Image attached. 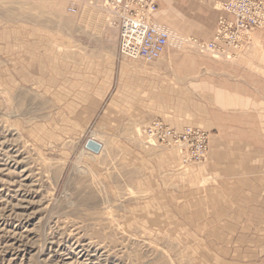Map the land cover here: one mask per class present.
<instances>
[{
    "label": "rangeland",
    "instance_id": "rangeland-1",
    "mask_svg": "<svg viewBox=\"0 0 264 264\" xmlns=\"http://www.w3.org/2000/svg\"><path fill=\"white\" fill-rule=\"evenodd\" d=\"M70 1L0 0V264H264V94L222 112L238 97L210 63L246 56L257 72L264 30L217 57L182 41L213 35L172 0L175 38L146 63ZM156 122L206 133L207 159Z\"/></svg>",
    "mask_w": 264,
    "mask_h": 264
},
{
    "label": "built area",
    "instance_id": "built-area-1",
    "mask_svg": "<svg viewBox=\"0 0 264 264\" xmlns=\"http://www.w3.org/2000/svg\"><path fill=\"white\" fill-rule=\"evenodd\" d=\"M159 1L71 0L68 13L78 14L84 8L104 13L109 26L118 33L119 54L126 59H140L147 63L161 58L175 38L173 30L156 17ZM221 9L223 14L211 40L180 36L182 41L208 54L229 58L233 51L238 53L249 46L255 31L264 30V0H227ZM150 130L179 142L191 138L195 142L191 152L193 158L203 161L208 157L209 140L200 129L188 128L178 133L156 122Z\"/></svg>",
    "mask_w": 264,
    "mask_h": 264
},
{
    "label": "crops",
    "instance_id": "crops-1",
    "mask_svg": "<svg viewBox=\"0 0 264 264\" xmlns=\"http://www.w3.org/2000/svg\"><path fill=\"white\" fill-rule=\"evenodd\" d=\"M223 1H226V0H174L173 4L176 6L178 2L180 3V5H177V7H175V10L176 12L177 11L179 12L180 16H184L183 17L184 21L185 20L191 21L192 26L190 27H193L194 23L198 26L205 25L207 26L210 33H212V35L214 36L218 19L223 14V12H221L218 8H216V6L220 3H223ZM159 2H160L159 9L156 13V17H158L159 20L161 21L163 20L162 18H164V15L166 14L165 12H168V10L172 7V0H160ZM186 21L185 23H187ZM193 30L195 29L193 28L192 31ZM193 32L195 34L197 33L195 31ZM213 36L211 38H213ZM245 57L246 56H240V59L238 60V62L230 64V65H227V64L223 65L218 62L216 63V62L210 61V63L217 68V72L212 75L220 77V79L222 78L220 88L223 90L227 89L226 91L229 92L230 95L238 97L236 98L234 103H228V105L236 104L237 107L231 108V107H228V105H226L224 106L223 109H221L222 112H226V110H236L238 112H240L241 110H245L246 104L251 103V101L247 102V99L248 98L252 99V94L254 93L253 89L255 92L264 94V66L261 64V61H260V63L258 64V67L260 69L259 70L257 69L258 70L257 72L252 73L250 66H249L250 61H248L247 57L246 58ZM184 62H182V65H180V68L181 67L182 68L179 70V73L180 75H183L184 73L185 77L191 76V74L187 75V73L188 74L190 73L188 71H191V69L189 68L188 70L187 69L188 64L187 62L183 64ZM168 64L167 63L163 64L160 67V70H163L165 68L166 69L170 68L171 65H168ZM197 64L198 63L196 62L195 64L196 68H198V65H199ZM203 65L209 66L208 63H203ZM225 66H227L226 68L227 71L223 73V70H221V68L222 67L225 68ZM182 69H184V71ZM202 78L203 79L207 78L205 73H202ZM226 80L227 82H230V84L225 83ZM242 117L243 116H241L240 118Z\"/></svg>",
    "mask_w": 264,
    "mask_h": 264
},
{
    "label": "water",
    "instance_id": "water-1",
    "mask_svg": "<svg viewBox=\"0 0 264 264\" xmlns=\"http://www.w3.org/2000/svg\"><path fill=\"white\" fill-rule=\"evenodd\" d=\"M88 142H89V148H90L91 150H93L94 152L98 153V152L101 150L102 145H101L100 143L95 142V141H93V140H90V141H88Z\"/></svg>",
    "mask_w": 264,
    "mask_h": 264
},
{
    "label": "bare ground",
    "instance_id": "bare-ground-1",
    "mask_svg": "<svg viewBox=\"0 0 264 264\" xmlns=\"http://www.w3.org/2000/svg\"><path fill=\"white\" fill-rule=\"evenodd\" d=\"M199 50V49H198ZM201 51V50H200ZM27 58V57H26ZM20 59V58H19ZM37 63H39V62H37ZM36 65H38V64H36ZM38 68V67H37ZM36 70V69H35ZM94 141V140H93Z\"/></svg>",
    "mask_w": 264,
    "mask_h": 264
}]
</instances>
